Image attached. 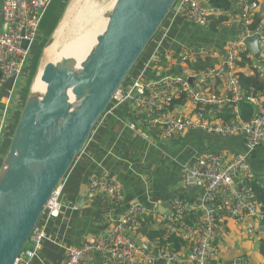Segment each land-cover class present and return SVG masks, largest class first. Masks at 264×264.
Wrapping results in <instances>:
<instances>
[{"label":"built area","instance_id":"obj_1","mask_svg":"<svg viewBox=\"0 0 264 264\" xmlns=\"http://www.w3.org/2000/svg\"><path fill=\"white\" fill-rule=\"evenodd\" d=\"M52 1L3 0L0 10V91L11 78L15 79L13 88L15 87L26 67L30 49L39 35L40 26ZM229 1L238 9L236 21L242 28V34L229 42L226 54L217 66L198 72L191 70L189 63L215 55L206 48H198L181 55L180 75H159L156 79H150L152 71L157 76L162 72L166 59H171L163 51V42L167 39L170 25L177 18L202 27L209 25L214 19H220L223 25L232 20L231 14L210 9L201 0H176L165 20H169L168 25L163 24L154 35L151 40L153 49L148 52L147 57L138 60L128 79L114 94L111 106L100 117L97 127L104 123L105 117L113 108L131 103L142 114L150 132L156 131L161 141H173L184 133L200 130L224 139L238 136L244 142L245 151L230 159L223 153H215L182 164L185 187L199 192L194 202L173 200L169 215L133 204L109 233L97 236L78 248L69 249L66 264H89L90 256L94 254L100 256L101 264H213V260L219 255L218 236L228 220L240 225L249 238L260 240L264 208L260 193L255 189L256 182L250 173L248 160L251 153L264 142V102H258L264 95V73L259 71L263 83L261 92L254 88L245 90L240 86L236 75V62L247 51L244 40L255 35L258 36L260 54L264 56V34L261 25L254 30L250 28L259 8L258 0ZM24 42L27 43L26 48L22 47ZM189 79L193 80L192 84ZM213 80L221 82L222 92L207 86ZM12 93L13 90L9 95ZM180 99L188 101L191 109L182 105L171 106L175 100ZM10 101L9 97L0 102V144L4 136L5 139L8 136L6 130L11 119L7 117V106ZM242 101L254 107L253 118L245 121L236 112L234 118L224 120V110ZM17 111L20 112V109L16 108ZM130 130L137 129L130 126ZM137 134L146 140L150 137V133L146 131ZM64 181L65 179L61 181L45 206L15 264H30L39 258L42 244L48 238L49 224L59 217L63 208L59 198ZM88 193L105 196L114 209L124 201L121 183L108 175L92 178L88 182ZM190 214L198 215L194 225L187 223L186 217ZM153 216L159 218L164 225L163 234L148 238L140 232L141 222L144 218ZM171 237L192 242V251L185 256L168 246L167 242ZM229 264L248 262L241 257Z\"/></svg>","mask_w":264,"mask_h":264},{"label":"crops","instance_id":"obj_2","mask_svg":"<svg viewBox=\"0 0 264 264\" xmlns=\"http://www.w3.org/2000/svg\"><path fill=\"white\" fill-rule=\"evenodd\" d=\"M201 1L210 9L231 14V22L223 25V21H219L213 31L210 24L220 19L211 20L209 25L202 27L180 17L177 18L170 25L167 39L163 42V51L171 56V59H166L162 72H159L157 76L152 71L149 75L150 79H156L159 75H180L181 55L198 48H206L215 54L212 57L214 61H217L212 66L215 67L225 56L229 42L242 34V28L236 21L238 13L236 5L229 0ZM258 1L259 8L256 15L264 22V0ZM2 2L3 0H0V10ZM51 12L52 9L49 10V14ZM168 23L169 20L165 21L164 25L167 26ZM45 33L47 32L43 28L41 35L45 36ZM152 49L150 45L145 52V57ZM192 63H189V67L195 70L191 66ZM256 64L259 71L264 73L263 55ZM238 72L243 71L236 68V74ZM207 86L222 92L219 80H213ZM21 102V100L17 102L18 110L21 108ZM258 102H264V95ZM15 105L11 113V122L6 130L8 134L12 124L15 123L13 121L17 114ZM179 105L191 109L188 101L184 100V103ZM130 126H134L137 130L131 131ZM96 127L64 178L59 198L61 203L64 202V205L62 203L63 208L59 217L49 224L48 238L42 244L39 258L30 264H66L69 249L78 248L97 236L109 233L117 226L119 218L133 204L159 212L156 207L161 202L168 203L169 211L175 199L194 202L199 192L185 187L182 178V164L215 153H223L230 159L245 151L244 142L238 136L224 139L200 130L184 133L173 141H161L156 131L150 132L142 114L136 111L131 103L113 108L111 113L105 117L104 123ZM140 131L149 132V139L141 138L137 134ZM7 142L4 136L0 144V169L9 148ZM248 165L254 181L264 191V142L251 153ZM105 175L119 181L123 188L124 201L115 209L105 196L88 193V182L92 178ZM163 226L160 219L155 216L144 218L140 232L142 230L145 235L155 237L163 234ZM226 239L228 246L224 249L222 242ZM258 241L259 238H249L244 234L240 225H235L228 220L218 236L219 255L213 260V264H229L241 257L248 264L250 262L251 264H264V260L258 255ZM89 264H101L100 256L96 254L90 256Z\"/></svg>","mask_w":264,"mask_h":264},{"label":"water","instance_id":"obj_3","mask_svg":"<svg viewBox=\"0 0 264 264\" xmlns=\"http://www.w3.org/2000/svg\"><path fill=\"white\" fill-rule=\"evenodd\" d=\"M175 2L115 0L102 33L79 64L63 54L68 47L38 70L34 82L40 75L45 90L34 93L32 82L0 169V264H15L45 206ZM244 42L251 58L260 54L257 35ZM14 80L4 84L0 102L9 99ZM156 208L170 214L166 202Z\"/></svg>","mask_w":264,"mask_h":264},{"label":"trees","instance_id":"obj_4","mask_svg":"<svg viewBox=\"0 0 264 264\" xmlns=\"http://www.w3.org/2000/svg\"><path fill=\"white\" fill-rule=\"evenodd\" d=\"M47 14H49V11H48ZM256 14L254 16L253 23L250 26V28H251V30H254L259 25H261L262 33L264 34V22H262L261 18L258 15H256ZM46 17H47V15L45 16V18ZM45 18L42 21V25H46V24H44ZM219 21H221V20H217L216 22H213L212 24H210V27L212 26V30L213 31H215L216 25L219 23ZM164 23H165V21H164ZM42 27H44V26H42ZM150 45H151V42L147 45L145 51L141 54L139 59L145 57V52L149 48ZM35 53H36V51H35V47H34V52L32 54L35 55ZM260 58H261V55H258L255 58H251L250 55H249V52L245 51L244 53H242L240 55L239 60H237L236 68L238 70H242L243 72H238L236 75L238 77V81L240 83V86L243 89L247 90L249 88H254L257 92H261L263 90V83L260 80L259 73H258L259 67L256 64L257 60H259ZM28 62H29V59H28ZM28 62L26 63V67L24 68V70L22 72V74L23 73L24 74H23V79L19 83V86H18L19 89L15 93V96H16V98H15L16 105L14 104L15 108H18L17 102H18V100H21L22 101L21 102V109H20V112L17 111L16 116L13 118V121H15V120L16 121H15L14 124H12L11 131H10V133L7 136V141H8L7 142V147L9 146V143H10V140H11V138L13 136L15 127H16L18 121H19V116L21 114L22 108H23L24 103H25L26 98H27L26 95H24V94L27 92L30 84L32 83L31 81L33 80L32 79V76H33L32 75V70L30 71V75L26 78L27 69H28L27 68ZM215 63H217L216 60L214 61V59H212V58H205V59H197L195 62L192 63L191 66L193 67V69H195V71L198 72L200 70H206L207 68H211ZM127 79H128V77H127ZM21 87H23V91L20 93V88ZM183 103H184L183 99L175 100L171 104V106L174 107V106H177V105L183 104ZM110 106H111V103H110L109 107ZM235 108H236V110H235ZM236 112H238V115L240 116L241 119H243L245 121H249L251 118H253L254 107L251 104H249L247 102H244V101L240 102L237 105L229 106L227 109L224 110L223 119L229 121L230 119L234 118ZM9 117L11 119V114H10ZM95 127H94V129H95ZM254 184H256V183H254ZM255 189L258 190V192L260 193V200H261L263 208H264V191H263L262 187L259 186L258 184L255 185ZM197 217H198L197 214L196 215H193V214L192 215L191 214L188 215L186 217L187 223L190 224V225L196 224ZM47 234H48V232H47ZM141 234L146 236V237H148V238L151 237L149 235H145V233H143L142 230H141ZM261 234L263 235V237L257 242V251H258V255L264 260V223L262 225V233ZM153 235H155V234H153ZM167 244H168V246L173 247L175 250L180 251L185 256L188 255L193 249L192 242H185V241H182L181 239H179L177 237H171L170 239H168ZM250 264H251V262H250Z\"/></svg>","mask_w":264,"mask_h":264},{"label":"rangeland","instance_id":"obj_5","mask_svg":"<svg viewBox=\"0 0 264 264\" xmlns=\"http://www.w3.org/2000/svg\"><path fill=\"white\" fill-rule=\"evenodd\" d=\"M53 1H52V4L50 5V8L48 9V11L50 9H52V12L50 14H47L48 13V11H47V13H46L47 17L45 18V22H44V24H46V25L40 26L39 35L35 39L32 47L30 49L29 56L30 55L31 56L29 58V62L27 65L28 69H27L26 78L30 75V71L32 70V75H33L32 79L33 80L31 82H34V79H35L34 77H36V73L38 72V70L39 69L41 70V67L43 64H45L46 62H50V61L54 60L51 57L46 58L45 53H44L47 50V48H49L53 44L54 41L57 40V42H58V49H57L58 51L57 52H60V51H63V49L66 48L67 46L71 47L70 45H72L77 40V39H75L76 37H78V38H79V36L85 37V35H87L89 32H92V33L95 32V30L97 28L96 27L94 28V21H91L88 24L77 23V22L74 23V19L76 17V14L82 8H84V6L85 7L98 6L100 13L96 16L95 20H97L99 22V25H100V22L103 21L102 23L104 25L105 21L107 19V15H108L109 11L111 10L112 5H113L115 0H82V1L81 0H53ZM92 4H93V6H92ZM75 5H76V7H75L74 12L71 14V16L70 15L68 16L67 11H69L71 6L74 7ZM107 9H108V11H107ZM65 17L67 18L66 20H65ZM63 22H66L65 28L62 31L61 37L57 39V36H56L57 30ZM42 26H44V27H42ZM92 26H93V28H92ZM43 28H44V31L47 32V33H45V36L41 35V33L43 32ZM79 28L81 30H79ZM55 37H56V39H55ZM37 39H38V42H37ZM49 41L51 42L50 45L48 44ZM66 44H67V46H66ZM34 47H35V51H36L35 55L32 54L34 52ZM23 74L18 77L16 84H15V87L13 89V93L10 96L11 101H10L9 105L7 106V114H8L7 117L8 118H10L9 116L13 110V107L15 104V98H16L15 93L19 89L18 86H19V83L21 82V80L23 79ZM31 86H32V83L30 84L27 92L24 94V95H26V97L29 94ZM22 91H23V87L20 88V93ZM1 108H2V106L0 105V114H1ZM19 118H20V116H19ZM10 142H11V140H10ZM62 203L64 205L63 201H62ZM260 236L263 237L262 234H260ZM227 246H228V240L226 239L222 242V247L225 249Z\"/></svg>","mask_w":264,"mask_h":264},{"label":"bare ground","instance_id":"obj_6","mask_svg":"<svg viewBox=\"0 0 264 264\" xmlns=\"http://www.w3.org/2000/svg\"><path fill=\"white\" fill-rule=\"evenodd\" d=\"M92 6H93V4H92ZM74 10H75V6L74 7L71 6L70 9H69V11H67L68 12V16L69 15L71 16V14L74 12ZM107 11H108V9H107ZM99 13H100V10L98 9V6H93V7H91V6L85 7L84 6V8H82L76 14V17L74 19V23L77 22V23H86V24H88L91 21H94V28L95 27L97 28L96 30L94 29L95 32H93V33L92 32H89L87 35H85V37H80V36H79V38L76 37L75 39H77V40L72 45H70L71 48H69V49H65L64 48L65 49V52L63 54H66L68 56H71V57L75 58L77 60L78 64L87 55V53L89 52L88 50L91 49L95 45V43H96V37L99 35V33L101 34L102 31H103V29H104V25L105 24L103 25V23H102L103 21L100 22V25H99V22L97 20H95L96 19V16ZM66 19L67 18L65 17V20ZM65 24H66V22H63L60 25V27L58 28L57 33L55 32L56 33V36H57V39L61 37L62 31L65 28ZM92 28H93V26H92ZM79 30H81V29L79 28ZM55 39H56V37H55ZM66 46H67V44H66ZM67 47H69V46H67ZM57 49H58V42L56 40L44 52L45 53V57L46 58L47 57H51V58L54 57L57 54V51H58ZM44 90H45V85L41 82L40 75H39V77L35 80V82H34V84L32 86V91L34 93H43Z\"/></svg>","mask_w":264,"mask_h":264}]
</instances>
